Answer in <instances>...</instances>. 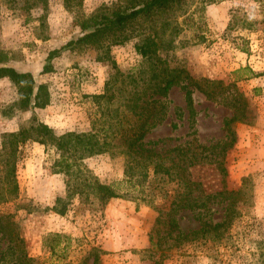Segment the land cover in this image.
I'll return each mask as SVG.
<instances>
[{"label":"rangeland","instance_id":"1","mask_svg":"<svg viewBox=\"0 0 264 264\" xmlns=\"http://www.w3.org/2000/svg\"><path fill=\"white\" fill-rule=\"evenodd\" d=\"M129 1L0 0V50L10 58L3 65L32 74L48 93L46 105L23 107L17 85L0 78V147L3 135L30 123H45L56 134L112 133L130 115L125 89L147 80L139 74L148 63L135 49L136 38L66 48L42 71L47 53L80 36L92 13ZM186 3L176 12L177 28L162 35L172 44L158 51L164 65L185 73L168 91L165 120L143 139L163 166L183 165V179L154 172L149 164L145 176L135 169L129 183L125 155L96 154L81 167L122 196L103 209L77 207L74 198L61 214L55 200L64 199L67 177L53 170L58 153L50 144L26 140L18 147L17 195L0 202V216L22 242L11 244L9 228L0 231V264H264V0ZM203 78L229 88L207 98L193 84ZM109 79L116 84L110 99ZM228 120L230 130L223 125ZM215 144L226 145L225 152L201 148ZM181 152L202 158L190 164ZM222 156L224 181L217 167ZM223 189L238 191L235 199L202 195ZM227 204L233 211L224 231L198 240L190 235L203 221H222Z\"/></svg>","mask_w":264,"mask_h":264},{"label":"trees","instance_id":"2","mask_svg":"<svg viewBox=\"0 0 264 264\" xmlns=\"http://www.w3.org/2000/svg\"><path fill=\"white\" fill-rule=\"evenodd\" d=\"M65 1L68 4L69 0ZM186 2L187 0H130L126 5L103 6L85 20L86 23L82 24V34L80 36L68 40L60 47L53 48L47 53L45 58L47 63L42 69L43 72L50 70V61L66 48L79 44H101L102 46V40L116 43L136 38L135 49L141 55L143 63H148L146 65L147 69L141 68L139 74L147 75L145 77L147 80L141 76V84L136 83L133 84L132 88L125 89V92L127 91L129 94L125 106L129 110L130 115H123L116 122L117 125L115 124V126L117 127L115 131H111L112 133H107V129L103 128V132L68 131L56 134L47 124L37 122L35 124L30 123L16 132L3 135L0 147V202L11 200L17 195L15 173L18 161V147L26 140L50 144L58 153L53 163V170L54 172L63 173L67 177L64 199L57 197L55 200L54 210L61 214L65 212L68 204L74 198L78 199L77 207L85 204L91 206L96 204L97 208L103 209L111 198L122 196L113 184L100 182L88 169L81 167L82 160L96 154L118 152L125 155V176L129 183L134 182L132 178L135 169L139 170V174L145 176L147 173L146 168H148L149 164L153 165L154 172H162L172 176V178L183 179L184 166L175 162L168 166H163L155 159V156L159 158L158 153L150 152L151 150L144 147L143 139L148 132L165 120L168 108V91L173 85L178 83L183 73H185L182 68L164 65L158 51L166 46L169 48L172 44V38L166 39L162 35H165L166 29L172 32L177 28L176 12L179 9L184 10L183 5H187ZM9 59L6 53L0 50V78L7 76L17 85L22 94L19 104L23 107L31 102L35 107L46 105L48 93L45 85L39 83L36 86L32 74L17 71L11 65H3ZM184 77L192 79L187 74ZM193 84L207 98H213L229 88L221 80L207 78L196 79ZM114 85L116 88V84L110 79L106 83L107 88L111 91L107 96L108 99L115 95ZM137 87H140V89H137ZM184 96L187 103H191V91L189 89H185ZM98 97H104V94L98 95ZM223 125L230 130L229 120L225 121ZM225 146L215 144L202 146L201 148L202 150L210 151L209 153H214L213 151L218 148L217 151L223 154ZM182 155H185V152ZM197 158L201 159L202 157H195L193 154L189 157L185 155V160L190 161V164H193V161ZM222 159L223 156L217 163V167L222 175V181H224L226 169ZM178 167L179 169L177 170ZM237 192L223 189L214 195L204 194L203 192L202 195L205 199L215 198L216 196L228 199L229 197H234ZM181 202L182 200H179L178 204ZM228 204L222 221L214 223L203 221L201 227L191 232L190 235H193L195 240H198L206 238L211 233L216 236L222 230L224 231L231 224L232 218L230 212L233 211V205L229 208ZM182 206H185V204ZM173 211L174 209L172 208L170 212ZM198 218H201L200 213ZM5 220L4 216H0V231H3L4 234V231L9 228L7 233L5 231L9 243L18 244L17 241L21 243L22 241L18 234L16 232L12 233L11 222ZM171 221L173 226L175 221ZM163 222L168 223V221ZM150 240L152 242V238ZM17 247L19 248L20 246ZM9 251H11V248Z\"/></svg>","mask_w":264,"mask_h":264}]
</instances>
